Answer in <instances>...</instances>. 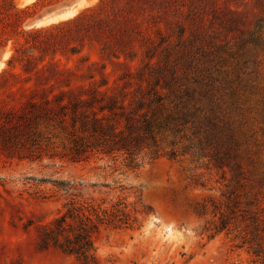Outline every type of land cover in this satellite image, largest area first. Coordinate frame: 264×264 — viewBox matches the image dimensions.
I'll return each instance as SVG.
<instances>
[{
    "label": "trees",
    "instance_id": "1",
    "mask_svg": "<svg viewBox=\"0 0 264 264\" xmlns=\"http://www.w3.org/2000/svg\"><path fill=\"white\" fill-rule=\"evenodd\" d=\"M40 1L20 8L0 0V49L11 50L0 73L2 159L82 163L101 157L137 168L145 158L191 154L241 176L232 163L233 134H226L213 106L211 77L204 82L190 74L188 47L203 34L242 33L235 28L243 25L246 0H100L71 19L29 29ZM86 47L97 51L96 59L83 55ZM118 68L124 71L116 75ZM128 221L123 210L71 201L36 227L37 247L99 264L93 235ZM226 226L221 220L215 230ZM249 248L264 264L260 243Z\"/></svg>",
    "mask_w": 264,
    "mask_h": 264
},
{
    "label": "rangeland",
    "instance_id": "2",
    "mask_svg": "<svg viewBox=\"0 0 264 264\" xmlns=\"http://www.w3.org/2000/svg\"><path fill=\"white\" fill-rule=\"evenodd\" d=\"M13 1L23 8L36 0ZM69 1L41 0L29 22ZM99 1H78L73 17ZM246 2L243 25L235 28L242 33L203 34V41L187 46L190 74L204 82L211 77L213 106L226 134H233L232 163L241 176L191 154L145 158L137 168L101 157L82 163L0 157V264H78L57 249L37 247L36 227L71 201L128 214L127 225H103L93 235L99 264H260L249 246L264 248V3ZM260 27L261 33L248 34ZM0 50L9 53L1 73L11 50ZM82 53L97 58L88 47ZM221 220L227 226L216 232Z\"/></svg>",
    "mask_w": 264,
    "mask_h": 264
},
{
    "label": "water",
    "instance_id": "3",
    "mask_svg": "<svg viewBox=\"0 0 264 264\" xmlns=\"http://www.w3.org/2000/svg\"><path fill=\"white\" fill-rule=\"evenodd\" d=\"M78 0H70L69 2L62 4L60 6H56L50 9H47L40 14H38L35 18H33L27 25L26 27L28 28H34L38 27L37 25L41 23L42 21L48 20L55 15H58L65 10H68L76 5ZM5 53V50H0V61H2L3 55Z\"/></svg>",
    "mask_w": 264,
    "mask_h": 264
},
{
    "label": "bare ground",
    "instance_id": "4",
    "mask_svg": "<svg viewBox=\"0 0 264 264\" xmlns=\"http://www.w3.org/2000/svg\"><path fill=\"white\" fill-rule=\"evenodd\" d=\"M78 1H80V0H78ZM78 1H77V3H78ZM77 3L74 7L70 8L68 10H65L64 12H62L58 15H55L54 17H52L48 20L42 21L37 26L38 27H45V26L51 25V23H57L59 21L61 22L62 20L65 21V19L70 18V17L72 18L74 16L75 11H71V10H74L76 8ZM38 27H35V28H38ZM6 54H7V52L5 51L2 60L5 59ZM8 55H9V53L7 54V56ZM1 63H2V61H0V68L2 67Z\"/></svg>",
    "mask_w": 264,
    "mask_h": 264
}]
</instances>
